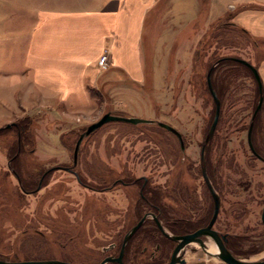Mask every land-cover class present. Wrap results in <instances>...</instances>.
<instances>
[{"label": "rangeland", "instance_id": "374dc122", "mask_svg": "<svg viewBox=\"0 0 264 264\" xmlns=\"http://www.w3.org/2000/svg\"><path fill=\"white\" fill-rule=\"evenodd\" d=\"M206 16L204 8L179 35L192 50L188 46L182 54L173 53L167 77L158 65L148 68L153 82L142 90L130 84L124 90L121 84L93 88L91 106L67 118L56 108L32 110L34 99L11 102L1 110L0 259L99 264L106 256H117L126 233L147 215L125 246V262L167 264L175 242L158 224L170 236L183 235L206 226L213 214L203 162L220 198L213 228L226 236L235 257L264 258V162L251 152L254 145L264 159V105L254 125L252 109L260 98L253 79L243 71L229 72L230 64L222 63L211 75L220 111L201 161V145L215 112L208 70L222 58H239L257 69L264 61V44L252 42L228 15L214 21ZM154 32L155 38L157 32L161 39L170 38L158 24ZM159 50L152 55L167 64L170 56ZM107 113L142 122L104 124L84 136L74 162L80 135ZM159 123L180 134L182 147ZM138 178H145L144 186ZM204 240L216 252L211 239ZM191 255L190 264L206 260L199 244L186 247L184 259Z\"/></svg>", "mask_w": 264, "mask_h": 264}, {"label": "crops", "instance_id": "0c3cea01", "mask_svg": "<svg viewBox=\"0 0 264 264\" xmlns=\"http://www.w3.org/2000/svg\"><path fill=\"white\" fill-rule=\"evenodd\" d=\"M202 7L206 20L228 15L252 42L264 44V0H0V112L34 99L32 110L56 108L67 118L91 106L93 88L130 84L142 90L153 82L148 68L158 65L167 77L173 53L187 51L190 43L179 35ZM157 24L170 38L154 37ZM160 47L170 56L167 64L152 55ZM103 53L107 67L99 72ZM257 71L264 89V61ZM185 258L190 264L194 255ZM201 264L221 262L206 255Z\"/></svg>", "mask_w": 264, "mask_h": 264}, {"label": "water", "instance_id": "95a60500", "mask_svg": "<svg viewBox=\"0 0 264 264\" xmlns=\"http://www.w3.org/2000/svg\"><path fill=\"white\" fill-rule=\"evenodd\" d=\"M231 60H233L234 62H237L239 64H242L243 66L247 67L250 70V72L252 73V75H253V77H254L257 85H258L259 90L261 91L263 86H262V82L260 80V76L258 74L257 69L245 60H242L239 58H231ZM213 70H214V66L208 70V73L206 76V82H207V87H208L209 93H210L212 100L214 102V105H215V112H214V117H213L212 123H211L209 130L207 132V135L204 139V144L207 143L211 139V137L213 136V133L215 131V128H216V125L218 122L219 111H220V101L217 98L216 93L214 92L212 85H211V75L213 73ZM262 99H263V97H262V95H260L259 104L257 106L255 113L260 108V105L262 103ZM111 121H120V122H126V123H131V124H137L139 122H142L140 119H137V118H125V117L111 115L109 113L104 114L98 121L90 124L86 128L85 132L83 134H81L80 137L78 138V140L75 144L74 152H73L74 162H75V159L77 157V153L79 150L80 143H81L82 139L84 138V136H88L90 133L94 132L95 130H97L101 126H103L104 124L111 122ZM159 126L170 131V132H173L178 137L180 144H181V147H182V139H181L180 134L177 131H175L172 127H170L166 124H163V123H159ZM5 128H10V125H6ZM250 130H251V127L249 128L248 141H249V137H250ZM204 146L205 145H202V147H201V159L203 158ZM202 177H203L205 184H206V186H207V188L211 194V197L213 199L214 209H213L212 217H211L209 223L205 227L199 228L192 233L180 235V236H170V235L166 234L164 232L163 228L158 224V227H159V230L161 231V233L165 237L169 238L170 240H172L173 242L176 243V246L174 247V249L171 253L169 262L167 264H185L186 261H185L183 256H184L186 247L189 246L190 244H199L206 255L214 257L215 259L220 261L222 264H264V258L260 259V260H255V261L242 259L240 257H235L234 255H232L231 252L226 248V245H225V243L227 242L226 236L219 234L216 230L213 229V225L216 221L218 211H219V204L220 203H219L218 195L216 194V192L212 188L204 168H202ZM37 189H39V187ZM146 217H147V215H144L139 220V222L136 223V225L134 227H132L126 233V235L124 236L122 245H121V249L119 251V255L116 258L108 257V258L104 259L100 264H105L106 262L123 264L122 263V257L124 254L125 246H126L127 242L129 241V239L133 236V234L143 224ZM261 224H262L263 229H264V205H263L262 212H261ZM207 237L210 238L211 241L214 243V245L216 247V252L212 253L207 249L208 248L207 242H206V240H204ZM0 264H68V263H64L61 261H54V260H52V261H25V262H7V261H1L0 260Z\"/></svg>", "mask_w": 264, "mask_h": 264}, {"label": "trees", "instance_id": "16d2710c", "mask_svg": "<svg viewBox=\"0 0 264 264\" xmlns=\"http://www.w3.org/2000/svg\"><path fill=\"white\" fill-rule=\"evenodd\" d=\"M222 63H226V64H230L231 66H232V68L230 69V71L229 72H239V71H243L247 76H249V77H251V79H253V84H254V87H255V95H256V98L257 99H259L260 98V95H262V97H263V99H262V103H261V108L259 109V111H261L262 110V108H263V105H264V89H263V87H262V89H261V91L259 90V88H258V85H257V83H256V81H255V79H254V77H253V75H252V73L250 72V70L247 68V67H245V66H243L242 64H239V63H237V62H234L233 60H231V58H222V59H219V60H217V62H215V65H214V70H213V73L216 71V68L219 66V65H221ZM249 63V62H248ZM253 66V65H252ZM212 67V66H211ZM213 73H212V76H213ZM212 76H211V85H212V88H213V90H214V92L216 93V96L218 97V93H217V90H216V88H215V85H214V82H213V78H212ZM93 93V90H91L90 91V94H92ZM94 94V93H93ZM218 99H219V97H218ZM258 101V100H257ZM255 109V110H254ZM252 111H256V108L254 107L253 109H252ZM259 111L258 112H256V114H255V116H254V118H253V123H254V125H255V122H256V115L259 113ZM253 125V126H254ZM21 134V133H20ZM202 146V145H201ZM16 149V148H15ZM15 149H14V151H13V154H15ZM253 149H254V152L257 154V152H256V150H255V146L253 145ZM258 155V154H257ZM14 175H15V173H14ZM16 176V175H15ZM17 177V176H16ZM180 230H182L183 229V227H180L179 228ZM195 230H196V228H195ZM194 230V231H195ZM156 231V230H155ZM156 233H157V231H156ZM176 234V233H175ZM150 238V237H149Z\"/></svg>", "mask_w": 264, "mask_h": 264}, {"label": "flooded vegetation", "instance_id": "af4514ba", "mask_svg": "<svg viewBox=\"0 0 264 264\" xmlns=\"http://www.w3.org/2000/svg\"><path fill=\"white\" fill-rule=\"evenodd\" d=\"M173 133V132H172ZM174 134V133H173ZM175 135V134H174ZM248 143H249V141H248ZM207 144V143H206ZM206 144H202V145H205L206 146ZM204 146V150H203V158L201 159V161H204V155H205V147ZM252 149V150H251ZM250 150H251V152H252V154L257 158V159H259V160H261V161H263L264 162V159L261 157V156H259V155H257L255 152H254V149H253V147L251 148ZM202 168H204L205 169V172H206V168H207V163L206 162H203V166H202ZM207 175V174H206ZM76 176V179H77V181L80 183V180H79V178H78V176L77 175H75ZM207 177H208V175H207ZM203 178V177H202ZM143 179H145V178H138L137 180H143ZM208 179H209V177H208ZM203 181H204V179H203ZM209 181H210V179H209ZM145 180H143V183H142V185L144 186V184H145ZM204 184H205V181H204ZM210 184H211V182H210ZM211 186H212V184H211ZM205 187H206V189H207V191H208V193H209V195H210V197H211V194H210V192H209V190H208V188H207V186H206V184H205ZM213 188V187H212ZM214 189V188H213ZM38 190V189H37ZM37 190H35V191H37ZM215 191V190H214ZM216 192V191H215ZM216 194L218 195V193L216 192ZM139 196L141 197V199L142 200H146L145 199V196H144V193H143V188L142 187H140V191H139ZM218 198H219V195H218ZM211 200H212V203H213V199H212V197H211ZM219 203H220V198H219ZM264 205V204H263ZM152 206V208L153 209H158L157 207H155L154 205H151ZM219 208H220V204H219ZM263 208V207H262ZM213 209H214V204H213ZM219 212V211H218ZM262 212V211H261ZM212 217V216H211ZM211 219V218H210ZM210 219H209V221H210ZM260 219H261V215H260ZM147 220V218H145V220H144V222ZM155 221V223L156 222H158V220L156 221V220H154ZM139 222V221H138ZM137 222V223H138ZM143 222V223H144ZM159 223V222H158ZM157 223V224H158ZM209 223V222H208ZM207 223V224H208ZM205 227V226H204ZM213 227H214V225H213ZM201 228H203V227H201ZM199 229V228H198ZM214 229V228H213ZM197 230V229H196ZM214 230H216V229H214ZM219 234H221L222 235V233L221 232H219L218 230H216ZM194 232V231H193ZM192 233V232H191ZM187 234H189V233H187ZM183 235H185V234H183ZM176 236H180V235H176ZM225 245H226V248L229 250V248H228V242H226L225 243ZM175 246H176V243H175ZM174 246V247H175ZM174 249V248H173ZM124 251H125V249H124ZM173 251V250H172ZM125 253V252H124ZM119 255V253L117 254V256ZM117 256H111V255H109V256H106V257H104V259H106V258H108V257H114V258H116ZM104 259H102L101 261H100V263L104 260ZM1 261H7V262H25V261H8V260H3V259H0ZM52 260H54V261H61V262H64V263H68V264H73V263H70V262H67V261H63V260H55V259H32V260H27V261H52ZM99 263V264H100ZM122 263L123 264H127L126 262H125V259H124V254H123V257H122ZM105 264H117V263H111V262H106Z\"/></svg>", "mask_w": 264, "mask_h": 264}, {"label": "built area", "instance_id": "2783aa9c", "mask_svg": "<svg viewBox=\"0 0 264 264\" xmlns=\"http://www.w3.org/2000/svg\"><path fill=\"white\" fill-rule=\"evenodd\" d=\"M108 57L106 53H103L96 62V68L98 70H104L107 67Z\"/></svg>", "mask_w": 264, "mask_h": 264}]
</instances>
